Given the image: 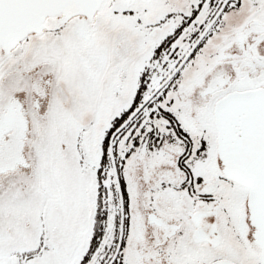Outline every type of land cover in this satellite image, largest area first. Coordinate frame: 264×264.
Listing matches in <instances>:
<instances>
[{"label":"rangeland","instance_id":"374dc122","mask_svg":"<svg viewBox=\"0 0 264 264\" xmlns=\"http://www.w3.org/2000/svg\"><path fill=\"white\" fill-rule=\"evenodd\" d=\"M198 1L104 0L85 28V20L76 18L59 31L50 32L48 26L42 36H29L16 47L8 61H46L45 65L54 71L55 90L49 111L38 122L33 120L31 177L2 181L0 264H108L117 246L119 203L103 144L105 133L116 117L129 112L142 76L147 78L146 90L140 93L134 111L172 73L223 0L199 9L198 17L187 22L178 40L163 43L155 57V50L197 7ZM262 1L241 0L238 9L233 7L235 2L229 5V15L213 27L209 32L212 36L184 65L179 85L174 82L169 89L161 88L147 102L150 105L142 113L145 128L152 123L160 125L161 120L150 121L149 114L159 107L171 108V101L176 112L187 111L190 95L183 87L196 72L195 66L220 54L224 58L223 50L231 45L235 31L232 27L257 12L253 4ZM5 62L0 65V97L10 86ZM126 115L124 122L131 113ZM133 130L131 126L114 142L130 211L129 218H125L129 237L116 264H135ZM142 150L138 152L140 157L149 154L147 149ZM156 156L168 159L160 152Z\"/></svg>","mask_w":264,"mask_h":264},{"label":"flooded vegetation","instance_id":"af4514ba","mask_svg":"<svg viewBox=\"0 0 264 264\" xmlns=\"http://www.w3.org/2000/svg\"><path fill=\"white\" fill-rule=\"evenodd\" d=\"M216 2L217 0H199L197 7L185 16L182 23L159 47L163 43L167 45L178 40L177 37L187 22L198 17L200 13L198 10H203L204 6H211ZM223 2L224 0L218 3L210 21ZM240 3L241 0H229L195 49V53L191 54L190 60L202 48L206 39L212 36L209 32L213 27L229 15L226 13L232 10V6L229 5L233 4V7L238 9ZM253 6L258 11L248 14L236 28L232 27L235 31L230 40L231 45L223 50L224 58L220 54L214 59L198 62L197 68L195 66L196 72L188 80L189 84L183 87L190 95L187 111L176 112L173 108L174 102L171 101L169 103L171 108L164 110L159 107L158 111H151L149 120L152 121L153 118L154 121H161L159 126L152 123L147 129L142 124L143 110L150 105L147 103L114 136L112 152L122 195L123 227L120 237L119 205L116 243L118 244L120 240V250L113 264H116L126 247L129 222L125 221V218H129L127 213L130 212L127 205L126 181L119 176L114 142L131 126H134L132 142L135 144L136 158L133 175L135 185L133 263L262 264L261 251L256 245V229L252 224L249 190L228 179L224 173L218 148L219 127L215 117L216 111L232 108L240 94L254 93L253 96L256 97L264 96V10L261 11L264 9V0ZM62 17V14H58L46 18L43 30L29 36H42L48 26L50 32L59 31L62 25L76 18L85 20L82 23L85 28V24L94 19L93 17L92 20H88L83 16H77L62 24ZM15 49L9 53L0 49V65L6 61L5 73L10 85L0 97V188L2 181L7 179L31 177L33 120L38 122L43 114L49 111V100L55 90L52 82L54 71L45 65L46 61L39 64H29L20 59L8 61ZM157 49L154 52L155 57ZM184 65L162 89H169L174 82L179 85L178 80L181 78ZM204 66L208 69L205 70ZM170 75L171 73L165 78ZM165 78L161 82L165 81ZM145 80L147 78L142 76L140 86L143 84L144 90ZM57 83L59 85V82ZM114 85L117 86V90L118 79ZM172 89L175 91V86ZM57 91H60L58 86ZM131 107L127 110L130 111L129 114L134 112ZM120 117H116L115 120ZM115 120L112 125L110 123L103 142L108 157L110 137L125 123L123 120L121 123H124L114 127ZM111 129L113 131L110 133ZM145 149L149 154L140 157L138 152L146 151ZM158 152L166 154L168 159H159L156 156ZM154 153L155 156H152ZM110 166L112 169L111 160Z\"/></svg>","mask_w":264,"mask_h":264},{"label":"water","instance_id":"95a60500","mask_svg":"<svg viewBox=\"0 0 264 264\" xmlns=\"http://www.w3.org/2000/svg\"><path fill=\"white\" fill-rule=\"evenodd\" d=\"M104 0H0V49L9 53L31 34L40 33L46 18L62 14L61 23L83 16L92 20ZM229 0L198 37L171 75L130 115L109 140V157L120 205V237L123 227L122 195L112 152L114 136L140 111L144 105L180 70L216 22ZM254 93L237 96L236 103L227 110L216 111L218 148L224 173L236 184L248 188L252 224L256 229V245L264 264V96ZM120 250V240L108 264H113Z\"/></svg>","mask_w":264,"mask_h":264},{"label":"trees","instance_id":"16d2710c","mask_svg":"<svg viewBox=\"0 0 264 264\" xmlns=\"http://www.w3.org/2000/svg\"><path fill=\"white\" fill-rule=\"evenodd\" d=\"M163 45V44H162ZM162 48V46H160L158 49H157V52L156 53H158L159 52V50ZM143 89H144V85L142 84L140 87H139V89H138V92H137V94H136V96H135V100H134V103H133V105H132V107L131 108H133L134 107V105H136V103H137V99H138V97L140 96V93L143 91ZM130 112V111H129ZM129 112H127L126 114H128ZM126 114H124L120 119H116L115 120V125L116 124H118V123H120L121 121H123L124 119H125V117L127 116ZM115 127V126H114ZM113 127V128H114ZM113 130L111 129V131H110V133L112 132Z\"/></svg>","mask_w":264,"mask_h":264},{"label":"crops","instance_id":"0c3cea01","mask_svg":"<svg viewBox=\"0 0 264 264\" xmlns=\"http://www.w3.org/2000/svg\"><path fill=\"white\" fill-rule=\"evenodd\" d=\"M108 88H105V91L107 92ZM135 96V95H134ZM107 97V96H106Z\"/></svg>","mask_w":264,"mask_h":264}]
</instances>
